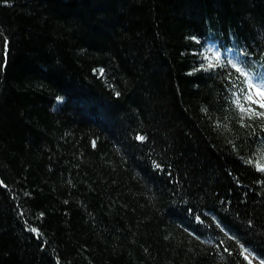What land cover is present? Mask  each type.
Masks as SVG:
<instances>
[{"label":"trees","instance_id":"obj_1","mask_svg":"<svg viewBox=\"0 0 264 264\" xmlns=\"http://www.w3.org/2000/svg\"><path fill=\"white\" fill-rule=\"evenodd\" d=\"M207 41L264 79V0H0V264L261 263L264 108Z\"/></svg>","mask_w":264,"mask_h":264},{"label":"snow or ice","instance_id":"obj_2","mask_svg":"<svg viewBox=\"0 0 264 264\" xmlns=\"http://www.w3.org/2000/svg\"><path fill=\"white\" fill-rule=\"evenodd\" d=\"M212 60H215L216 63H212L211 61L207 64L206 68L204 69L205 71L208 69H215V67H217V65L219 64L220 60L222 59L221 54L220 53H216L215 56H213L211 58ZM228 64L232 65V67L235 69L236 72H240L241 75H244L243 72H241V69L236 67L235 64L232 63L231 60H228ZM231 75V74H229ZM233 87H235V85H233ZM248 88L249 89H259V94L261 96H264V80H260L258 77H253L251 82L248 84ZM245 98L248 100L252 99V95L251 93H245ZM234 103H236L237 105L240 106V110L241 112H244L246 115L250 112L253 116H264V112H258L254 109L248 108L245 109V107L241 104L240 100H236L234 101ZM253 103H255V101H253ZM261 108H264V103L260 104ZM244 117L242 116L241 119H243ZM251 118V116L249 117ZM138 140H144L146 139V137H142V136H138L137 137ZM252 160H249L248 163H252ZM256 169L257 171L264 173V165H261L259 163L256 164ZM31 231L36 232V229H31ZM249 264H251V261H249ZM261 264H264V257H261Z\"/></svg>","mask_w":264,"mask_h":264},{"label":"rangeland","instance_id":"obj_3","mask_svg":"<svg viewBox=\"0 0 264 264\" xmlns=\"http://www.w3.org/2000/svg\"><path fill=\"white\" fill-rule=\"evenodd\" d=\"M202 60V59H201ZM253 99H255L254 97H253Z\"/></svg>","mask_w":264,"mask_h":264}]
</instances>
